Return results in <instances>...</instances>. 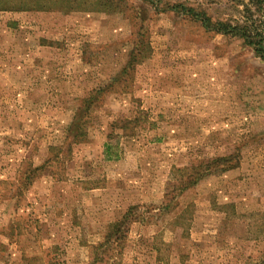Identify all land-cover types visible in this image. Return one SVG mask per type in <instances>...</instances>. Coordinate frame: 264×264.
Returning a JSON list of instances; mask_svg holds the SVG:
<instances>
[{
    "label": "rangeland",
    "instance_id": "1",
    "mask_svg": "<svg viewBox=\"0 0 264 264\" xmlns=\"http://www.w3.org/2000/svg\"><path fill=\"white\" fill-rule=\"evenodd\" d=\"M153 2L0 0V264H97L132 206L116 264H264V61L169 9L242 23L247 0Z\"/></svg>",
    "mask_w": 264,
    "mask_h": 264
},
{
    "label": "trees",
    "instance_id": "2",
    "mask_svg": "<svg viewBox=\"0 0 264 264\" xmlns=\"http://www.w3.org/2000/svg\"><path fill=\"white\" fill-rule=\"evenodd\" d=\"M141 1L144 4L146 3L151 6L154 5L153 0ZM245 4L246 5L244 6L246 14L245 16H241L243 17L242 23H229L223 21L212 22L204 14L197 12L191 7H186L180 3L170 6L169 9L175 12L184 13L191 19L198 21L206 31H213L218 34L230 35L232 37L242 39L244 44L252 47L255 52V55L264 61V0H247ZM254 15L258 16L259 20L256 21L257 24L256 22H254L255 20H252ZM102 90L103 89L99 88L94 94L90 96V98H84L82 100V103H93L94 101H97V95ZM80 110L84 111L83 107ZM76 115L77 114H75V116ZM65 139H67L66 151L70 150V146L73 143H80L86 140V138H84L83 133V123H80V120H77L76 118L70 124L68 134L66 135ZM223 159L224 158H216L214 163H218ZM26 168L28 173L25 175L24 179L16 182V184L14 185L16 188L14 195L10 197L11 199H16L17 202L24 196V190H26V188L28 189L29 186L34 183L35 179L33 176L36 175L39 170H42L44 166H42L41 164V166H28ZM137 209L138 207L136 206L129 207L120 219L108 225L107 231L103 235L102 240L99 241L96 245L91 246L92 250L94 251L93 262H97V264H116L117 258L112 259L108 256V254L114 251L116 244L118 245L125 239V236L129 232L131 221H136L138 217L134 212V210ZM7 230L8 231H5L4 228L0 229V234L4 235L5 239L8 240L7 244H20V240L18 237L15 240L12 239V235L14 233L15 228H13L11 225V227ZM1 241L0 247L2 248L1 250L3 252L7 248L5 247V243ZM21 255L22 264L23 262L28 264L27 256H25L23 253Z\"/></svg>",
    "mask_w": 264,
    "mask_h": 264
}]
</instances>
